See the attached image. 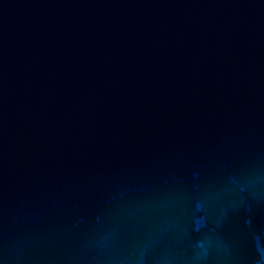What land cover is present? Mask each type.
<instances>
[{"label":"water","instance_id":"water-1","mask_svg":"<svg viewBox=\"0 0 264 264\" xmlns=\"http://www.w3.org/2000/svg\"><path fill=\"white\" fill-rule=\"evenodd\" d=\"M0 264H264V0H0Z\"/></svg>","mask_w":264,"mask_h":264}]
</instances>
